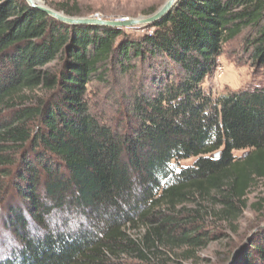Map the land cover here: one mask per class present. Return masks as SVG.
I'll list each match as a JSON object with an SVG mask.
<instances>
[{"label": "trees", "instance_id": "obj_1", "mask_svg": "<svg viewBox=\"0 0 264 264\" xmlns=\"http://www.w3.org/2000/svg\"><path fill=\"white\" fill-rule=\"evenodd\" d=\"M145 28L0 0V264H201L224 241L223 264H264L238 228L264 179V81L203 89L239 38L264 71V0H179ZM95 85L123 93L122 122L93 114Z\"/></svg>", "mask_w": 264, "mask_h": 264}, {"label": "rangeland", "instance_id": "obj_2", "mask_svg": "<svg viewBox=\"0 0 264 264\" xmlns=\"http://www.w3.org/2000/svg\"><path fill=\"white\" fill-rule=\"evenodd\" d=\"M167 0H40L49 8L52 6L68 8L75 18H102L105 20L138 19L154 15ZM54 10V9H53ZM56 11V10H55ZM58 12V11H57ZM63 13V12H60ZM65 15V14H64ZM146 26H137L126 29L132 37L139 38L149 35ZM243 39L239 38L225 49V55L218 59V69L212 78L203 85L204 90H212L213 97L223 96L231 91L249 87L264 81V71L259 72L253 67L249 55L243 50ZM258 72V73H256ZM260 81V82H259ZM92 112L96 115L108 116V122L115 126L122 122L118 111L124 109L127 102L124 101L123 93L115 90H107L103 86L95 85L94 93L91 94ZM102 116V115H101ZM243 153H235V157ZM190 161L187 163L189 164ZM239 235L250 239L247 243L260 240L264 235V179L256 182L247 197V208L244 210L238 225ZM230 234L229 231H224ZM233 240H237L233 238ZM225 241L212 243L210 247L201 253V264H223L226 261L224 250ZM231 251V250H230ZM228 261V260H227Z\"/></svg>", "mask_w": 264, "mask_h": 264}, {"label": "water", "instance_id": "obj_3", "mask_svg": "<svg viewBox=\"0 0 264 264\" xmlns=\"http://www.w3.org/2000/svg\"><path fill=\"white\" fill-rule=\"evenodd\" d=\"M29 6L32 8L39 9L40 11L46 13L51 18L71 26H102V27H112L117 29H129L137 26H146L152 25L156 22L163 20L173 9L176 3L179 0H167L166 3L152 16L147 18H138V19H120V20H105L94 18H75L64 15L63 13L57 12L44 3H41L40 0H26ZM217 156V155H216ZM239 249H237L232 255V259L236 255ZM230 259V261H232ZM229 261V262H230Z\"/></svg>", "mask_w": 264, "mask_h": 264}]
</instances>
